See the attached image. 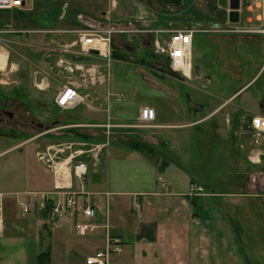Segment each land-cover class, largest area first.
<instances>
[{
	"label": "crops",
	"instance_id": "1",
	"mask_svg": "<svg viewBox=\"0 0 264 264\" xmlns=\"http://www.w3.org/2000/svg\"><path fill=\"white\" fill-rule=\"evenodd\" d=\"M106 2V4L110 2L113 10L120 3L126 7L132 4L131 0H106ZM50 4L55 5L53 2H50ZM243 4L240 13L242 9L249 13L245 18V22L249 24L240 26L259 27L255 24L251 25L252 22H260L258 25L261 26V23L263 25L264 20L260 18L264 10V4L261 6L260 12H254L256 8L253 7V4L256 6V3L253 1L243 0ZM57 7L62 9V13L54 28L41 27L36 19L24 21L11 12L3 15L6 19L10 16H15L16 19L9 21L10 25L4 26L15 29L12 32L10 31L11 35L4 38L13 41L15 44L12 51L9 49L10 46L5 44L6 40L0 42V50H3L0 52V58L4 59L0 72L5 75L12 72L14 82L10 89L15 92L13 96L6 94L8 90H6V85L8 86L9 81L4 78L0 81V93L3 94V96H0V100L1 103H4L3 98L6 95L5 98L10 100V109L13 110L12 107L15 106L14 114L17 115L19 120L24 121L23 128L19 123H16L19 131L23 129L26 131V124L29 123L35 127L44 128L49 134L61 130L70 135L78 133L81 136L83 134L90 136L95 134V126L101 125L99 118L102 115V108L99 106V98L92 93L93 91L91 92V90L100 88L96 74L100 72V66L97 63L88 64V61L100 57L94 55L90 58L76 46L78 32L96 28H113L119 31L114 34H121L128 30L124 28L116 29L115 26L109 25L120 21L109 19V12H111L109 5L107 7L108 12L103 10L102 16H96V18L84 10L77 9L81 12L77 14L75 19L66 17L69 9L67 2L58 4ZM114 16L117 18L122 14L114 13ZM202 17H193L194 23L191 27L199 28L202 20H204L203 22H208V27L200 31L201 33H207L203 34L202 38L210 43L221 44V46L228 45L229 39L226 38L228 36L216 34L218 33L219 21L211 17ZM39 20L45 21V17L43 16ZM72 22L73 24H71ZM126 23L129 24L130 21ZM18 25L19 27H17ZM28 29L34 30L30 31ZM25 31L27 32L23 35ZM132 31L129 30L128 32ZM0 32L2 31L0 30ZM196 33L192 36L190 72L194 64L192 56ZM229 33V31H226V34ZM195 47L197 48V45ZM226 52H228V49L225 48L221 53V58H224L226 62H230ZM115 59L117 58H113V60ZM262 63L259 70H256L259 71V74L262 72ZM195 68L199 69L200 65L195 63ZM257 72L253 76L254 78L250 80L251 82L248 78L245 80V77L239 76L237 72L236 77H240L236 79L238 83L233 85L227 93L226 90L225 92L221 91L220 96L216 95L215 91L229 87V80H211L206 75V80L197 84L195 82V85H190L191 88L186 84L188 90L185 92L184 97L188 106L185 109L182 108V110H173L177 118L176 121L162 118L160 107L153 100L140 102L138 110L141 107L148 106L153 108L155 113L153 122L142 121L145 124L152 122V129L140 132L131 131L132 126H129L130 124L126 122L129 117L125 113L129 112L127 109L129 103L124 100H130V95L125 96L124 94H127V92L120 91V94L117 93L116 95H121L122 98L119 99L118 96L112 98L116 102H112L111 105L116 110L112 115L110 113L111 117L109 119L113 121L121 119L123 123H108L109 125H105L106 128L112 126L110 130L114 128L116 133L123 136L136 132V135L141 136V141L155 147L157 151L154 156L155 159H152L148 154V156L145 155L144 152L138 149L131 148L129 143L127 145L122 143L107 147L104 155L99 157V173H94L91 177L88 167L83 179V187L90 194L93 202L95 217L90 222L95 225V228L87 234H80L75 228V223L82 217L80 210H77L73 216L69 215L58 221L52 218L50 214L51 207L57 202H61L64 197L57 195L55 188L51 191L54 184L53 177L48 178L43 175L41 169H45V165L38 162L42 168L33 171L30 178L33 180L32 184L39 185L38 188H34L33 192H44L47 195L44 210L39 207L36 201L32 207L33 212L28 217L17 218L21 220L18 227L11 223L6 225L0 239H27L28 236L32 237L33 242L36 243L32 252V261L37 264H42L39 260L40 257H44V264H85V257L104 247L105 241L109 238L119 239L123 248L126 247L123 257H121L124 252L123 248L121 254L115 253L112 254L114 257L110 256L111 264H247L245 255L241 250L240 244L242 241L236 233V228L228 211L225 210L229 201L227 199H224L223 203L218 201L215 198L219 196L216 192L209 190L207 184H201L195 176L183 169L186 163L183 159L174 153L165 151L169 148V141L182 144L181 146L185 142L190 143L191 131L188 129L199 128L200 125L207 123L210 131L213 130L219 136H223L224 139L236 142L237 153L240 158L237 159L235 165L236 168L242 166L247 157L254 153L256 149L252 145L251 136L246 130V124L254 116V113L259 111H254L252 116L246 117L239 104L240 102L236 103L235 99L244 88L253 81L255 82ZM187 75L188 73L185 72V76ZM65 84L77 88L78 86L87 87L90 90L86 91V95L81 93L84 97V101L80 104L81 107L77 108L78 105L73 109H68L77 110V115L75 117L67 115V122L60 124L51 109L61 110L55 104V95L58 89ZM109 84L111 83L109 82ZM114 87H117V83L112 85V89ZM156 89L166 93L163 87H156ZM198 89H203V93H198ZM48 90L53 92L51 105L42 99V102L38 101L40 100L38 97H41ZM218 99L219 101L214 103ZM260 99L262 100V98ZM109 103H111L110 100ZM263 105L260 101L258 109H261ZM118 106H121L120 111L117 110ZM39 118L51 120L50 123L54 124V128H49L45 123L38 124ZM205 128L204 131L209 130L207 125H205ZM106 131L108 132V130ZM15 148L12 145L4 151ZM0 151H3V149ZM261 158L262 162L260 165H255L256 168L264 164V155H261ZM247 160L249 162V158ZM66 165V161L57 162V166L60 168ZM50 174L52 175V173ZM70 182L71 188L68 191H78L80 181L71 176L66 183L69 184ZM192 182L204 187L205 193L201 195L190 194L189 188ZM231 187L229 183L228 188ZM237 194V192L224 190V194L221 195L233 196ZM8 206L14 210L15 216H17L11 199L8 201ZM45 209H48V213ZM11 214L14 215V213ZM7 219H11L10 213H8ZM86 221L89 220L86 219ZM2 253L3 248L0 247V256Z\"/></svg>",
	"mask_w": 264,
	"mask_h": 264
},
{
	"label": "rangeland",
	"instance_id": "2",
	"mask_svg": "<svg viewBox=\"0 0 264 264\" xmlns=\"http://www.w3.org/2000/svg\"><path fill=\"white\" fill-rule=\"evenodd\" d=\"M37 1L43 2L47 0H33L23 9H31L32 5L36 6ZM48 1L55 3V5L48 4L44 8H41V13L45 17V21L39 20V12L34 15V18L39 20L38 23L41 27L54 28L57 19L62 13V9L57 7V5L67 2L69 4V9L66 14L67 18L75 19L77 14L81 12L77 9L84 10L88 12L89 15L96 18V16H102L103 10L108 12L107 7L109 5L111 9V12H109V19L111 21L120 20L119 22H114L115 24L110 22L111 24L109 25L115 26L116 29L124 28L128 31H133L114 34V38L112 37L114 41L111 38L113 41L112 46L110 43L111 51L115 50L117 53L124 54L123 60L118 58L115 59L121 62L113 60V55H111L109 61H107L108 59L106 58H95L94 60L90 59V62L88 61V64L97 63L100 66V72L96 73L100 88L91 90V92L93 91L92 93L99 98V106L102 108V115L99 118L101 125L95 126V134L90 136L83 134V136H81L80 134L73 133L70 135L66 131L62 132L61 130H56L49 134L44 128L41 129L29 123L26 124V131L24 129L19 131L17 124L12 122L6 123L4 121L0 122V133H2L0 134V150L3 149V151H0V194L4 196V228L0 236L3 235L6 225L11 223L15 227H18L21 223V220L18 219H20V217H28L30 213L33 212L32 207H29L30 209L28 208V210L25 211L23 203H28L26 201V198H29L27 195L33 192L34 188H38L39 186L37 184H32L33 180L30 178L33 171L42 168L37 159V154L39 152L44 153V160L54 158L58 159L60 162L66 161L69 168H74V163L79 161L78 156H80L82 161L87 162L90 176L93 177L94 173L100 172L99 157L104 155L107 147L122 143L127 145L132 140H142L140 135H136V132H134V134L130 133L128 136H123L116 133L114 128L110 130L112 126L107 128L105 126L106 124L123 123L121 119H117L116 121L109 119L116 110V108H113L111 105L112 102H116L112 100V98H116L118 96L116 94H120V91H126L127 94H124L125 96L130 95V100L124 101L129 103V106L127 103L129 112L125 113V115L129 117L126 119V122L130 124L129 126H132V128L130 127L131 131H145L147 129H152L151 123L154 120L149 124H145V121L139 118L142 107L139 110L137 108L140 102L153 100L157 103V106L160 107L162 118L176 121L177 118L173 110H182V108L185 109L188 106V103H186L187 100L184 97L185 92L188 90L186 89V84L191 88L190 85H195V82L197 84L206 80V75L209 76L211 80H229V87L224 90L217 89L215 91L216 95L220 96L221 91L225 92L226 90L227 93L231 90L233 85L238 83L236 79L240 77H236L237 72L239 76L242 78L245 77V80L248 78L250 81L254 78L253 76L257 72L256 70H259L261 62H263L261 67L262 72L260 71V74L259 71L257 72L255 82L253 81L244 88L241 91L243 93H239L235 102H240L239 104L246 117L252 116L254 111L264 113V105L261 109H258V103L260 101L264 104V33H239L236 30L235 32L231 30L236 26L249 24L245 22V18L249 13L244 9H242L240 13V21L238 23H229L224 9H222V13L217 14L219 27L217 28L218 33L216 34L228 36L226 38L229 39V42L228 45L225 44V46H221V44L218 43H210L202 38V35L207 33H201L200 31L208 27V22H203L204 20H202L201 26L199 28L195 27L201 30L194 36V47L197 45V48L193 47L192 58L194 64L192 71L187 76L182 73L179 74L180 76H172L168 74L167 62L163 58H160V56L154 55L156 50L154 42L158 40L159 46L164 45V40H166L164 30L191 27L194 23L193 17H211L209 12L210 9L214 12V7H224L226 3L225 0H184L182 6H165L158 0H131L132 4L129 7L120 3L116 9L114 8L115 10H113V7L111 8L110 2L106 4V0ZM250 1L256 3V6L253 4V7L256 8L254 12H260L264 0ZM240 2L241 6H243V0H240ZM63 11L65 12L64 9ZM3 12L7 11L0 10V13ZM114 13H120L122 16L115 18ZM220 15H224V17H219ZM8 19L10 21L16 20L15 16H10ZM202 19H204V17H202ZM129 21L130 23L127 24L126 22ZM259 23L260 22H252L250 24H255L260 28H264V24L262 25L261 23L260 26L258 25ZM71 24H73V22ZM122 24H124V26H122ZM64 25H66V23H64ZM17 27H19V25ZM0 30L2 31L0 32V42L2 43L4 42L3 40H6L4 39L6 38L5 36L11 35V32L15 29H13V27H4ZM28 30L33 31L34 29ZM226 31L230 33L226 34ZM26 32L27 31H25L23 35ZM116 32L119 31L116 30L114 33ZM6 41L5 44H8V46H10L9 49L12 51L15 44L9 39ZM122 42L135 45L136 48L132 51H127L121 47ZM220 48L222 49L219 51ZM225 48L228 49L226 53L229 56L230 62H226L224 58H221V53ZM1 51L3 50H0V52ZM3 61L4 59L2 62ZM195 63L199 64L201 69H196ZM4 78L9 81L8 86L6 85V90L8 89L6 94L13 96L15 91L10 89L14 82L12 72H8L6 75L0 72V81L4 80ZM109 82L111 84H109ZM114 83H117V87L112 89ZM156 87H163L167 94L160 89L157 91ZM76 89L83 94L90 90L89 88L87 89V87L83 88L80 86H78V88L76 87ZM81 90L83 91L81 92ZM198 91V93L202 94L204 90L198 89ZM0 96H3V94L1 93ZM5 96L3 98L4 103H7L10 100L5 98ZM52 97V90H48L43 93L41 97H38L40 99L38 101L42 102V100H44L47 104L51 105ZM118 97L119 99L122 98L121 95ZM260 98H262V100ZM109 100L111 103H109ZM218 101L219 99L214 101V103ZM80 104L77 108L81 107ZM4 108L5 110H11L10 104L4 105ZM117 108V110H121V106ZM12 109L16 110L14 105ZM51 111L54 117L56 116V119L59 120L58 123L60 124L67 122V115H73L74 117L77 115V110H59L52 108ZM258 113H254V115ZM6 117L4 118L6 119ZM50 122L51 120L39 118L37 123H45L49 128H54V124ZM17 123H19L22 128L24 127V121L18 119ZM205 125H207L209 130L204 131ZM10 129L13 130L12 132L14 134L6 135V133L10 132ZM106 130H108V132ZM188 130L191 131L190 143L185 142L184 145L181 146L182 144L169 141V148H167L165 152L174 153L183 159L186 163L184 164V168H182L195 176L201 184H207L210 187H207L209 190L216 192V194L219 195L215 197L218 201L222 203L224 199L229 201L225 210L228 211L230 219L236 228V233L242 241L240 244L241 250L245 255L247 264H264V164L256 168L254 164L249 163L250 161L247 162V157L245 163H243L242 166L240 165L239 168H236V161L240 157L237 153L238 149L235 141L226 140L213 130L210 131V127L207 123L200 125L199 128L193 127ZM19 132L21 133L18 134ZM15 134H17L18 137ZM12 145L16 148L4 151ZM67 145H70V148L65 147ZM150 146L155 149L153 145ZM52 151H55V153H52ZM142 152L147 155V152ZM154 156L155 154L150 155L152 159H155ZM41 171H43L42 174L46 177H53L54 184L51 191H53L56 186L62 184L63 188L66 189L59 190V195L65 197L66 194H68V190L71 188V182L68 184L55 181L53 173L48 165H45V169H41ZM49 172L52 173V175ZM229 183L230 186H232L231 188H228ZM224 190L228 192H237L238 194L233 196L221 195L224 194ZM9 199L13 201V207H15L18 217L15 216L14 210L9 208V206L7 207ZM22 210L25 212L23 216L20 215ZM8 213H10V220L7 219ZM11 213H14V215ZM75 228L78 230L76 226ZM85 234H87V231ZM106 242L107 240L105 243ZM35 246L36 243L33 242V238L30 236H28L27 239H0V247L3 248V253L0 256V264H37L32 261V252ZM125 248L126 247L123 248L124 252L122 251L123 253H120L121 257L125 255ZM112 256L114 257V255ZM39 260L43 262L44 257H40Z\"/></svg>",
	"mask_w": 264,
	"mask_h": 264
},
{
	"label": "built area",
	"instance_id": "3",
	"mask_svg": "<svg viewBox=\"0 0 264 264\" xmlns=\"http://www.w3.org/2000/svg\"><path fill=\"white\" fill-rule=\"evenodd\" d=\"M31 1L33 0H9L8 3L3 1L4 4H2L0 0V10H8L14 7L23 9ZM260 19L264 20V10ZM231 30L234 32L236 30L238 32L264 33V28L260 27L245 28L243 26H238ZM115 31L116 30L113 28H96L82 31L79 37L81 50L85 53H88L90 49H94L98 50V54L108 56L110 54L111 37ZM198 31L200 30L196 29L195 27L174 28L168 29L167 31L164 30V32L167 33V39L164 40L165 44L159 46V41L156 40L154 42L156 48L155 52L160 54V57L164 56L167 58L169 60L170 67L173 70L185 72V69L190 67L192 36ZM83 101L84 97L78 92L76 87L72 85H63L60 89H58L55 95V104L62 110L73 109ZM139 118L144 121L154 120L155 113L153 108L148 106L143 107L140 111ZM246 130L251 136L252 145L256 148L255 152L249 155V161L254 165H260L262 162L261 155H264V115H258L251 118L246 124ZM65 147L70 148V145ZM52 153H55V151H52ZM44 158V153L39 152L37 154V159L41 163L50 167L55 181L59 183H66V181L70 179L71 176L80 181V188L78 191L74 190L68 192L61 202H57L51 207L50 214L52 218L58 221L69 215L73 216L77 210H80L82 217H80V219L75 223L78 231L81 234H85L86 231H93L95 225L92 224L90 220L95 217V209L90 194L86 192L83 187V179L88 168L87 163L85 161L79 160L74 163V168H69L67 166V172L63 176L57 172V162H60L58 159L51 158L49 161L48 159L44 160ZM55 188L57 189V195H59V190L66 189L63 188L62 184L56 186ZM189 190L190 194L192 195H201L205 193L204 187L193 182L190 183ZM46 196L47 195L44 192H31L27 195L29 198H26V201L29 204L23 203L24 210L27 211L29 207H33L36 201L38 202L39 207L43 209L45 207ZM3 199L4 196L0 194V234L4 228ZM20 215H25V212L22 210ZM86 219L89 221H86ZM121 251L122 245L120 240L117 238H109L104 247L95 250L92 254L86 256L85 264H111L109 260L110 256L115 253H120Z\"/></svg>",
	"mask_w": 264,
	"mask_h": 264
},
{
	"label": "trees",
	"instance_id": "4",
	"mask_svg": "<svg viewBox=\"0 0 264 264\" xmlns=\"http://www.w3.org/2000/svg\"><path fill=\"white\" fill-rule=\"evenodd\" d=\"M37 4H36V6H34L33 5V8H31V9H28V10H25V9H13V10H3V11H7V12H3V13H0V29L1 28H3L4 26H8V25H10V23H9V19H6L3 15L4 14H7V13H13L16 17H18V18H22L24 21H32V20H34L35 18H34V15L36 14V13H38L39 12V19L40 18H42L43 17V14L41 13L42 12V7L44 8L45 6H47L48 4H50V1H43V2H41V1H37L36 2ZM37 9H35V8ZM35 9V10H34ZM40 9V10H39ZM42 15H41V14ZM37 20V19H36ZM37 21H39V20H37ZM112 43H113V41H112ZM112 46V45H111ZM158 54V53H157ZM112 55H113V57L114 58H118V59H123V55L124 54H122V53H117L115 50H113L112 51ZM155 56H158V55H156V54H154ZM125 57V56H124ZM167 62V61H166ZM167 64H168V74L169 75H172V76H174V75H179L180 73H182V72H180V71H175V70H173L171 67H170V64H169V62H167ZM183 74V73H182ZM180 76V75H179ZM0 95H1V93H0ZM13 130H11L10 129V132H8V133H6V135H12V134H14L13 132H12ZM21 132H19L18 134H20ZM0 134H2V133H0ZM75 134H78V133H75ZM16 136H17V134H15ZM77 136V135H76ZM18 137V136H17ZM129 146L131 147V148H133V149H138V150H140V151H145V152H147L146 154H148V155H152V154H156V150L153 148V147H151L148 143H145V142H143V141H141V140H132V141H130L129 142ZM78 160H81V158H78ZM86 162V161H85ZM87 163V162H86ZM44 210V209H43ZM45 211L48 213V209H45ZM42 264H44V262H41Z\"/></svg>",
	"mask_w": 264,
	"mask_h": 264
},
{
	"label": "flooded vegetation",
	"instance_id": "5",
	"mask_svg": "<svg viewBox=\"0 0 264 264\" xmlns=\"http://www.w3.org/2000/svg\"><path fill=\"white\" fill-rule=\"evenodd\" d=\"M158 1H160V0H158ZM225 5H224V7H222V6H216V7H214L215 8V11L213 12L211 9H210V15H211V18L212 19H217V14H219V13H222V9H224L225 10V14H226V18H227V21H228V12H229V0H225ZM162 3V2H161ZM163 4V3H162ZM183 4H184V2H183ZM183 4H181V5H173V6H182ZM164 5V4H163ZM166 6H170V5H166ZM219 17H224V15H220ZM218 20V19H217ZM229 22V21H228ZM199 30H201V29H199ZM121 47L123 48V49H125V50H127V51H132V50H134L135 48H136V46L135 45H131L130 43H124V42H122L121 43ZM154 52V51H153ZM155 54L156 55H158V56H161V55H159V54H157L156 52H155ZM160 58H163L165 61H167L168 62V60L165 58V57H160ZM6 104H9V102H5V103H1L0 102V122H2V121H4V122H6V123H10V122H12V123H14V124H16L17 122H18V118H17V115H15L14 114V112H13V114L12 115H7V113H5L4 111H5V108H4V105H6ZM2 109H4V110H2ZM11 111V110H10ZM7 116V117H6ZM4 117H6V119L4 118ZM5 119V120H4ZM12 120V121H11Z\"/></svg>",
	"mask_w": 264,
	"mask_h": 264
},
{
	"label": "water",
	"instance_id": "6",
	"mask_svg": "<svg viewBox=\"0 0 264 264\" xmlns=\"http://www.w3.org/2000/svg\"><path fill=\"white\" fill-rule=\"evenodd\" d=\"M164 5H181L184 0H160ZM240 20V0H229V12L228 21L230 23H238ZM4 110V109H2ZM7 115H12L13 112L10 110H5Z\"/></svg>",
	"mask_w": 264,
	"mask_h": 264
},
{
	"label": "bare ground",
	"instance_id": "7",
	"mask_svg": "<svg viewBox=\"0 0 264 264\" xmlns=\"http://www.w3.org/2000/svg\"><path fill=\"white\" fill-rule=\"evenodd\" d=\"M5 3H8L9 2V0H3ZM2 0H1V2H2V4H4V2H3ZM12 9H17V7H14V8H11V9H8V10H12ZM240 21V20H239ZM82 31H86V30H80L79 32H78V40H77V43H76V46L77 47H79V49L81 50V48H80V41H79V37H80V35H81V33H82ZM165 33V35H166V39H167V33L166 32H164ZM112 41V40H111ZM192 44V43H191ZM155 45V44H154ZM82 51V50H81ZM85 53V52H84ZM191 53H192V50H191ZM86 55H88L89 57H94V55H97L98 57H100V58H106V59H110V57H111V55H112V51H111V46H110V54L108 55V56H103V55H100V54H98V50H94V49H90V51L88 52V53H85ZM160 55V54H159ZM164 57V56H163ZM167 59V58H166ZM190 59H191V57H190ZM168 60V59H167ZM168 62H169V60H168ZM2 59L0 58V68L2 67ZM170 64V63H169ZM191 66V65H190ZM190 68V67H189ZM189 68H186L185 69V72H187L188 74H189ZM185 72H182L184 75H185ZM65 85H70V84H65ZM75 87V86H74ZM80 93V92H79ZM81 94V93H80ZM82 95V94H81ZM83 96V95H82ZM258 115H264V114H257V115H254L253 117H255V116H258ZM253 117H251V118H253ZM249 122V121H248ZM66 167H67V165L66 166H64V167H62V168H60L59 166H57L56 168H57V172H58V174L60 173V174H62L63 176L66 174V172H67V170H66ZM87 167H88V165H87ZM87 171H88V168H87Z\"/></svg>",
	"mask_w": 264,
	"mask_h": 264
}]
</instances>
